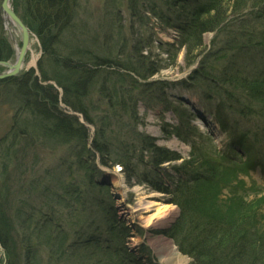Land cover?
Segmentation results:
<instances>
[{
  "label": "rangeland",
  "instance_id": "obj_1",
  "mask_svg": "<svg viewBox=\"0 0 264 264\" xmlns=\"http://www.w3.org/2000/svg\"><path fill=\"white\" fill-rule=\"evenodd\" d=\"M174 1L72 0V21L69 28L62 31L52 53V60L56 63L70 59L72 49L98 56L108 63L101 70L104 74H100V85L102 77L109 71L122 73L126 109L132 113L135 107L137 115V122L134 121L133 125L128 120L130 114L111 115V100L104 99L96 90L92 101H86L88 112L95 121L86 125L89 140H75L70 144L51 141L34 134L33 119L25 110H19V103L3 95L5 86L0 87V191L4 196L8 195L6 199L16 228L14 238L19 244L24 241L23 223L29 215L35 217L34 221L49 222L53 226L51 234L55 244L35 241L31 237L33 233H27V239L32 242L28 244L30 252L37 256L35 264L115 262L113 256L110 262L104 255L108 245L111 253L116 250L117 241L110 231L109 220L114 212L131 233L124 242L129 252L143 259L145 264H167L162 261L166 250L160 240H169L175 248L177 246L166 236L154 233L168 230L179 217L180 208L170 203L172 195L157 192L149 183H141L147 177L172 191L187 177L175 171L179 162L154 169L150 155L141 152L130 162L133 177L127 180L123 167L112 165V161L119 159L118 155L131 157L121 153L120 144L126 145L132 140L135 131L151 137L158 147L177 151L183 159H190L193 151L203 154L218 168L216 179L219 186H215V191L222 200L235 197L246 202L256 201V205L264 210V114H258L255 106L252 114L242 108L250 106V102L241 99L226 83L221 85L194 73L198 68H210L214 70V78L221 81L238 75L264 82V44H260L264 41V1L258 4L260 0H248L244 9L230 19L233 33L243 34L237 40L242 42V48L227 50L233 38L230 31L209 32L203 36V54L193 63L187 59V51L181 46L182 35L173 22V10L169 13ZM2 2L0 0V42L7 43L10 56L0 62L14 64L21 37L4 18ZM27 3V0L11 2L24 24ZM160 13L168 24L157 17ZM243 26L244 29H240ZM218 50L220 56L215 53L209 63L203 64L207 52ZM33 55L37 58L36 65L30 70L24 69L21 75L35 69L36 75L40 76L38 64L43 57V48L35 34L30 38L26 63ZM5 71L7 68L0 65V74ZM135 71L151 77L141 80ZM130 77L137 78L143 87H134ZM46 84L54 85L58 90L61 110L85 123L82 115L63 104L62 89L52 82ZM174 110L185 111V125ZM177 129L185 143L172 134ZM99 132L106 135L105 138L100 136L99 141L108 150L110 146L105 159L107 165L101 163V156L92 149V142ZM171 134L173 136L169 137ZM223 173H226L225 179ZM149 204L155 206L146 212L144 208ZM160 205L172 206L177 215L166 227H147L148 217ZM230 206L228 204L227 208ZM19 209L25 210L20 219L16 217ZM47 234L44 232L43 240L49 239ZM99 241L102 246L96 247L93 243ZM61 242H64V256L55 259L52 255L59 251ZM183 256L190 264V258ZM7 262L0 246V264Z\"/></svg>",
  "mask_w": 264,
  "mask_h": 264
},
{
  "label": "trees",
  "instance_id": "obj_2",
  "mask_svg": "<svg viewBox=\"0 0 264 264\" xmlns=\"http://www.w3.org/2000/svg\"><path fill=\"white\" fill-rule=\"evenodd\" d=\"M247 1L176 0L172 3L173 9L169 7V13L173 10L175 16L173 22H176L177 29L182 35L181 46L186 49L187 59L190 63L203 54V36L209 32L230 31L233 38L231 45H228L230 48L227 50L236 51L242 48V42L237 40L238 36L242 37L243 34L233 33L230 28V19L244 9ZM27 2L26 18L23 20L31 33L39 39L43 48V57L38 64L40 76L36 75L35 70H31L19 77L0 81V87L5 86L3 95L19 103V110H25L33 119L35 125L34 130L32 128L31 130L34 134L64 144H70L75 140L87 142L90 137L89 130L78 121L77 117L61 110L59 92L54 85L46 84L49 82L62 89L63 104L71 111L82 115L86 124L92 125L95 122L88 112L86 101L87 103L92 101L96 90L104 99L111 100V115L130 114L128 120L132 125L134 121L137 122L135 107L132 113L126 109V94L122 89L124 83L122 73L109 71L102 77L100 85V74H104L101 70L108 63L98 56H92L89 53L85 55L72 49L70 59L57 61V63L52 60L53 50L60 41L62 31L69 28L72 21L74 11L72 0H27ZM260 3L262 0L258 2V4ZM157 17L168 24L161 13ZM240 29L243 30L244 26ZM260 44H264V41H261ZM215 53L219 55L221 52L219 50L213 53L207 52L206 57L203 58V64L204 62L209 63ZM9 56L7 43L0 42V60H7ZM44 59L47 61H45L46 64ZM109 67L111 68L110 65ZM213 71L210 68L200 70L198 68L194 73L201 78L217 81L221 85L226 83L234 91L236 90V94L241 99L244 98L252 106L244 105L242 108L245 107L252 114V108L255 106L258 114H264V82L261 79H248L235 75L228 78L229 80L226 78L221 81L218 77L214 78ZM135 72L138 78L144 81L151 77V75H143L144 72ZM130 80L134 87H143L137 78L130 77ZM114 101L117 103H113ZM237 103L239 104L238 98ZM174 113L179 115L180 122L185 125V111L174 110ZM106 118L104 117V120ZM100 121L101 124L105 123L102 119ZM113 125L111 122V130H113ZM25 126L28 128L30 125ZM221 127L224 128L222 123ZM164 130L166 131V129ZM172 134L183 143L186 142L178 129ZM172 134L169 137L173 136ZM100 136L105 138V132H99L95 136L92 149L101 156V163L107 165L105 159L109 154L110 146L108 150L107 146L99 141ZM120 147L121 153L129 154L131 157L118 155L119 159H115V161L113 159L112 165H121L122 171L127 175L129 181L131 176L133 177L130 174L129 164L137 153L146 152L149 154L150 163L154 169L166 163H180L175 171L187 179L182 181L176 189L171 191L168 187L153 183L147 177L141 184L149 183L154 186L157 192L172 195L170 203L180 208L177 220L168 230L159 232V234L173 240L179 251L190 258V264H264V210H261L263 207L257 206L256 201L246 202V200H238L235 197L222 200L215 191V186H219L216 179L218 168L206 156L193 151L190 159H183L180 154L158 147L151 137L141 135L136 131L133 139L126 145L121 143ZM112 152L113 149L111 154ZM222 176L225 179L226 173H223ZM7 196H4L3 191H0V246L5 252L7 264H35L37 256L34 252H30L31 247L28 244L32 242L30 238L27 239V233L32 232L31 237L35 241H44L42 243L47 245L55 244L53 241L55 239L51 234L52 223L34 221L35 217L33 219L32 215L27 216L23 223L25 225L24 241L19 244L13 235L16 232L15 221L10 214L11 207L7 202ZM228 204L232 207L227 208ZM22 210L19 209L17 213L18 219L25 213V210L23 212ZM109 220L110 231L115 235L114 238L117 241L114 252L111 253L110 245L104 250L106 258L108 257L110 260L113 256L115 259V262L110 264H143L141 258L135 257L126 249L124 242L130 238L131 233L118 220L116 212L111 219L109 217ZM44 232L49 233L47 234L49 239H42ZM93 244H96V247L102 246L101 241ZM33 248L35 247L33 246ZM63 248L64 242H61L59 251L52 257L59 259L64 256L62 255ZM24 249H26V253H24ZM101 250L99 249V251ZM57 262L59 263V260Z\"/></svg>",
  "mask_w": 264,
  "mask_h": 264
},
{
  "label": "bare ground",
  "instance_id": "obj_3",
  "mask_svg": "<svg viewBox=\"0 0 264 264\" xmlns=\"http://www.w3.org/2000/svg\"><path fill=\"white\" fill-rule=\"evenodd\" d=\"M8 25H10L9 22H8ZM36 62H37V58L35 55H33L32 60L29 61L28 63H26V61H25V63H24V66L26 69L25 71L29 70L31 67H34L36 65ZM49 83H51V82H49ZM83 125H85V127L88 128L86 126L88 124L84 123ZM171 151H173V150H171ZM178 154H180V153H178ZM154 206L155 205H153V204H149L144 209L146 210V212H149L152 210V208ZM176 215H177V211L172 206L160 205L156 209V212L148 217L147 227H154V228L166 227L171 221L174 220ZM154 234H159V232H156ZM160 242L165 245V250H166L165 252H163V260L162 261L164 263H167V264H187L188 259L178 252L177 248H175L173 246V243L171 241L161 239ZM143 264H145L144 260H143Z\"/></svg>",
  "mask_w": 264,
  "mask_h": 264
},
{
  "label": "water",
  "instance_id": "obj_4",
  "mask_svg": "<svg viewBox=\"0 0 264 264\" xmlns=\"http://www.w3.org/2000/svg\"><path fill=\"white\" fill-rule=\"evenodd\" d=\"M11 2L12 0H3L1 5V12L4 18L9 21L11 25L14 26L20 33L21 48L16 51V60L14 64H11L9 62H0V65L7 68V71L0 74V80L15 77L25 69L24 63L27 53L30 49V38L32 36L28 27L15 13L14 9L11 6Z\"/></svg>",
  "mask_w": 264,
  "mask_h": 264
}]
</instances>
